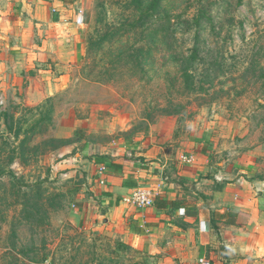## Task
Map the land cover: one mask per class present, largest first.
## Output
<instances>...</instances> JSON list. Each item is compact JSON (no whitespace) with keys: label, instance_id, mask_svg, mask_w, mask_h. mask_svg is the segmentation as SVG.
Masks as SVG:
<instances>
[{"label":"rangeland","instance_id":"rangeland-1","mask_svg":"<svg viewBox=\"0 0 264 264\" xmlns=\"http://www.w3.org/2000/svg\"><path fill=\"white\" fill-rule=\"evenodd\" d=\"M87 15L74 62L18 58L0 85V264H153L92 191L119 145L142 161L212 132L210 160L264 177V0H88Z\"/></svg>","mask_w":264,"mask_h":264},{"label":"crops","instance_id":"crops-1","mask_svg":"<svg viewBox=\"0 0 264 264\" xmlns=\"http://www.w3.org/2000/svg\"><path fill=\"white\" fill-rule=\"evenodd\" d=\"M87 14L88 0H0L1 89L18 83V58L43 53L74 62ZM211 137L196 135L186 149L169 152L155 143L135 152L142 161L124 156L130 151L119 145L107 166L106 158L98 163L104 184L97 174L92 191L100 196L102 219L153 264H197L201 257L210 264H264V177L238 158L210 160L200 149ZM138 186L153 189L160 206L124 204Z\"/></svg>","mask_w":264,"mask_h":264},{"label":"built area","instance_id":"built-area-1","mask_svg":"<svg viewBox=\"0 0 264 264\" xmlns=\"http://www.w3.org/2000/svg\"><path fill=\"white\" fill-rule=\"evenodd\" d=\"M104 166L97 168L98 180L100 184H104ZM123 203L135 208H147L154 204V190L138 186L134 188L130 194L124 196ZM197 264H210L205 258H199Z\"/></svg>","mask_w":264,"mask_h":264},{"label":"trees","instance_id":"trees-1","mask_svg":"<svg viewBox=\"0 0 264 264\" xmlns=\"http://www.w3.org/2000/svg\"><path fill=\"white\" fill-rule=\"evenodd\" d=\"M102 161H103V158L102 157H100V158H98V160H97V163H102ZM159 201V199L158 198H154V202H155V204H156V206H160V203L158 202ZM167 204H173V202H167Z\"/></svg>","mask_w":264,"mask_h":264}]
</instances>
